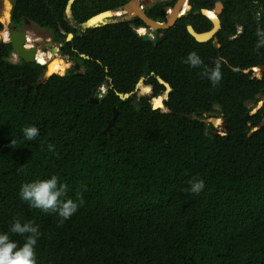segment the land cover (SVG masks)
I'll use <instances>...</instances> for the list:
<instances>
[{"label": "trees", "instance_id": "1", "mask_svg": "<svg viewBox=\"0 0 264 264\" xmlns=\"http://www.w3.org/2000/svg\"><path fill=\"white\" fill-rule=\"evenodd\" d=\"M66 1L13 0L12 24L27 17L50 29L83 70L54 73L26 91L47 64L0 57V233L14 219L38 225L36 264H264V102L247 115L264 94V72L255 70L264 66V46L256 48L264 14L255 15L264 0H219V44L197 41L185 18L153 43L127 22L68 40L74 29L59 26ZM216 1L192 0L198 13L188 23L199 32L212 27L200 7ZM12 51L5 43L2 52ZM192 52L201 67L186 62ZM217 58L222 79L213 86L203 68ZM160 79L172 88L166 110L150 97L134 106L141 80L154 85L153 101L162 106ZM101 85L103 94L95 91ZM114 108L116 123L104 132ZM213 112L227 118L224 133L205 121ZM33 125L40 134L27 141L22 130ZM52 175L67 184L69 198L84 201L62 226L57 213L20 197L24 183ZM196 179L205 182L199 195L189 191Z\"/></svg>", "mask_w": 264, "mask_h": 264}, {"label": "clouds", "instance_id": "2", "mask_svg": "<svg viewBox=\"0 0 264 264\" xmlns=\"http://www.w3.org/2000/svg\"><path fill=\"white\" fill-rule=\"evenodd\" d=\"M264 10L256 12V19H261ZM256 35L259 37L256 48L264 46V28L257 27ZM186 62L194 67H201L203 61L196 52L190 53ZM258 68V67H257ZM203 74L212 82L213 86L222 79L221 58H217L215 66L212 68L204 67ZM24 139L27 141L35 140L40 130L36 126H28L23 130ZM13 139L12 144H15ZM51 150V146L49 148ZM189 191L199 195L204 187L205 182L202 179H196L190 182ZM68 186L60 182L58 176L52 175L50 178L39 179L32 182L24 183L20 188V197L27 202L30 207L38 208L45 213L54 212L60 217L59 224L63 225L64 221L70 219L83 204V196H79V202L68 197ZM12 236L23 238V243L13 240ZM41 232L39 226L32 221L22 222L20 219H14L7 233H0V264H36L35 245Z\"/></svg>", "mask_w": 264, "mask_h": 264}, {"label": "flooded vegetation", "instance_id": "3", "mask_svg": "<svg viewBox=\"0 0 264 264\" xmlns=\"http://www.w3.org/2000/svg\"><path fill=\"white\" fill-rule=\"evenodd\" d=\"M145 1L146 0H75L72 3V5L70 7V11H69L67 9L68 8V2H69V0H67L66 1V5H65V8H64V11H63L64 18L66 20V24H63L62 22H59V26L62 28L63 31H65V29L67 28L66 26L72 27L74 29V31L68 33V35L70 33L72 34V37H71V39H72L73 37H75L77 35H82L83 33H85L87 31V29H85L83 27V25H82L83 22H85L90 17H92V16H94L96 14L110 11L111 14L105 16L103 18V20L100 21V23L109 22V24H115V23L127 22L133 28V30L137 34H139V35L142 36L143 42H145V43H153L158 37H160L162 35L161 34V30H159V29H152L150 26H148L138 16H130L129 13H128V11H127V6H129V4H130L132 7H137L139 9H141L144 13H146L149 17H151V18H153L155 20H158V21H167L168 16H169V13L171 12V7H173L175 5V3L177 2V0H147L148 2H150L149 5H146L145 4ZM186 3L189 4V8L185 9V7H184L185 5L181 8V10H180L181 16L177 19L176 23L181 18H185V20H183V21L181 20V21H182V23L185 22V25H186V27L188 29L189 25H192V24H189L188 23L189 19H192V17H190L191 13L193 12L194 14H197L198 13V10H193L194 7H193V4H192V0H188ZM224 8H225V5L221 1L217 0L214 3V5H212V7H210V8L200 7V12L202 14H204L205 16H207L208 18L211 19L212 17H210L207 14H205L203 12V10H211V11H214L215 14H216V18H219L221 20V14L223 13ZM216 9H219L220 11L217 12ZM231 14L233 16L234 15V12H232ZM10 15H11V12H10ZM86 15H89V16L86 18L85 21H79V19H78L79 17L86 16ZM139 20L143 21L144 24H140L138 22ZM30 23H34V22L31 21L27 17H23L20 25H17L15 23L12 24V22H11V16H10V19H9V27L10 28L21 29L23 25L30 24ZM38 27L43 32H49L50 37H51V41L48 40V42L53 43V46H57V45H55V43L58 44L57 47L59 49V52L61 54H63L61 52V50H60V48L62 46V43L56 42L53 39V37H52V31L50 29L46 28V27H42V26H38ZM212 28H213V25L209 29H206V30H203V31H200V32L209 31ZM221 28H222V20H221ZM221 28L215 33L214 37L212 39H210L209 41H213L215 44H219L218 32L221 30ZM21 30H23V29H21ZM162 30H164V29H162ZM145 34H148V36H149V38L147 40H145L143 38V35H145ZM5 39L6 38H5L4 34H1L0 35V57L2 58L4 56H6V59L9 60V61H11V62H14V63L20 62L22 58H20L17 55V53L14 51V49H13L12 52H10L9 54H6V55L2 52V48L4 47L5 43H7V42H5ZM67 39H68V36H67ZM68 40H70V39H68ZM27 41H28V36H27V40L25 42L26 47H27ZM30 47H27V48H30ZM47 47L50 49L49 46H47ZM13 55L17 58L16 61H14ZM44 56L45 57H48V55H47L46 52H44ZM65 57H67V56H65ZM36 60H37V55H36ZM66 61L68 63L69 61H72V60H70L68 58ZM75 63L76 62L74 61V64L73 65L68 66L69 67L68 69H72L75 66ZM80 68H83V66L81 64H80ZM76 70H78V69H76ZM74 72H76V71H74ZM23 82H25V81L23 80ZM143 83H144V80H141V82L138 84V86H137V88L135 90V93L137 94V97L140 98V99H141V97H150L149 100L151 99V97L154 98V96H153L154 85L151 84V85H153L152 91L149 94H145L142 91L143 90V87L145 86V84H143ZM162 83H164V82H162ZM164 84H165V89H166V87H169L166 83H164ZM27 85H32V84H26L25 87H24L25 90H28ZM101 87H102V85L100 87H98L97 90L100 91V88ZM170 88H171V85H170ZM171 90H172V88L169 91H171ZM140 91H142V94H139ZM100 93H101V91H100ZM101 94H103V93H101ZM131 96H134V94H131ZM159 96H163V95H159ZM163 97H165V96H163ZM167 97H169V96H167ZM166 100H164V102Z\"/></svg>", "mask_w": 264, "mask_h": 264}, {"label": "water", "instance_id": "4", "mask_svg": "<svg viewBox=\"0 0 264 264\" xmlns=\"http://www.w3.org/2000/svg\"><path fill=\"white\" fill-rule=\"evenodd\" d=\"M74 1L75 0H69L68 8H67L69 11H70V7ZM187 1L188 0H177L175 5L173 7H171V12L169 13L167 21L155 20V19L149 17L141 9H139L137 7H132L130 4H129V6H127V11H128L130 16L140 17L152 29H159V30L169 29L170 27H172L176 23L177 19L181 16L180 10ZM149 3L150 2H148L147 0L145 1L146 5H149ZM216 10H217V12L220 11L219 9H216ZM206 11H208V10H203V12L205 14H206ZM108 13L111 14L110 11H107V12L99 13V14H96V15L90 17L88 20H86L85 22L82 23L83 27L85 29H89V28H94V27H99V26L109 24V22H104V23L99 22V23H96L95 25L91 24L95 18L100 17L101 15L107 16ZM211 20L213 22V28L211 30L205 31V32H198L194 29V27L192 25H189L188 30L195 37V39L197 41H199V42L209 41L210 39H212L214 37L215 33L221 28V20L219 18L215 17V18H211ZM8 32H9V39H10V42L12 43L13 49L20 58H22L26 62L38 61V60H36V55L39 51L38 47H36V46H31L30 48L26 47L25 42L27 40V32L25 30L16 29V28H9ZM71 37H72V34L70 33L68 35V39H71ZM143 38L145 40H147L149 38L148 34L143 35ZM47 46H49L50 50H52L56 54H60L58 47L53 46V43L48 42ZM51 63H52V61L46 63L47 69L45 70L42 77L35 84L27 85L28 90L31 87H34L37 89L41 84L46 83L54 73H58L59 75L64 76L66 74L68 68H69L67 66L68 65L67 61L64 60L63 63L59 66V71H52L51 66H50ZM76 69H78V70H76ZM79 69H80V63L76 62L75 66L72 68V70L79 73V72H81V70H79ZM258 69L260 71V75H262L264 72V66L260 65V66H258ZM161 81L166 83L170 87V84L168 82H165L162 79H161ZM145 88H147V90H149L148 92L150 93L152 91L153 85L147 84L143 87V93L149 94L146 91H144ZM28 90H26V91H28ZM95 91H97V89H95ZM121 96H122V98H128L131 96V94H127V95L121 94ZM167 96H169V93ZM99 100H100V96H97V95H93L91 98V102H94V103H98ZM140 102H141V99L138 97L133 99V105L134 106H138ZM261 106H262V104L259 105L258 103H253L251 106H249V111H248L247 115H250L251 113L256 112V110L258 108H260ZM163 110H166V109L163 108ZM213 113L215 115L220 114L218 112H213ZM117 115H118V111H117V109L114 108V114L108 120L107 127L103 130L104 132L110 131L112 126L115 125ZM226 122H227V118H224L222 124L221 123L216 124L215 120H212L213 125L215 127H220L222 130H225V128H226V126H227ZM214 133L215 134H221V132L217 131V130H214Z\"/></svg>", "mask_w": 264, "mask_h": 264}, {"label": "rangeland", "instance_id": "5", "mask_svg": "<svg viewBox=\"0 0 264 264\" xmlns=\"http://www.w3.org/2000/svg\"><path fill=\"white\" fill-rule=\"evenodd\" d=\"M12 5H13V0H0V20L3 23V26H4V28L2 30H0V35L5 33L6 31L9 34V32H8V29L10 28L9 27V19H10V12H11V9H12ZM21 29L27 31V36H28L27 47H30V46H33V45L37 46L38 49H39L38 52L43 53V55H44V52L48 53L50 51V49L46 46L48 40L51 41V37H50L49 32L41 31L40 28L37 25H35L34 23L23 25ZM9 40L10 39H7V40L5 39V42H9ZM55 45L58 46V44H56V43H55ZM51 55L53 56L52 53H51ZM60 55L62 56V59H64V60L68 59L63 54L60 53ZM13 58H14V61H16L17 58L14 55H13ZM48 60H49V58H48ZM73 64H74V61H69L67 66H71ZM80 70H83V68H80ZM255 70H256V74L258 76H260L259 69L256 68ZM143 84H145V83H143ZM104 88L106 89V87H104ZM170 89H171L170 87H166L164 93L161 94V95L165 96L164 100H166L168 98L167 95L170 92L168 90H170ZM142 91H140L139 94H142ZM144 91L149 93L148 92L149 90H147V88H145ZM150 100H151L154 108H161L162 110H163V108H165L164 101H163V106L162 107H155V103L153 101V97H151ZM263 102H264V94L261 97V101L258 104L259 105L263 104ZM212 120H215L216 124H218V123L222 124V122L224 120V116L222 114L215 115L214 113H206L205 114V121L209 124V123L212 122ZM216 128L220 129V127H216ZM220 132L224 133V130L221 129Z\"/></svg>", "mask_w": 264, "mask_h": 264}, {"label": "bare ground", "instance_id": "6", "mask_svg": "<svg viewBox=\"0 0 264 264\" xmlns=\"http://www.w3.org/2000/svg\"><path fill=\"white\" fill-rule=\"evenodd\" d=\"M185 6V9L189 8V4L188 3H185L184 4ZM206 14L212 18H215L216 17V14L214 11H211V10H208L206 11ZM109 15V13L107 14ZM106 15H101L100 17H97L95 18L93 21H92V25H95L96 23H99L101 20H103V18L105 17ZM6 40L9 39V34L7 33V31L5 33H3ZM47 53V52H46ZM51 53L53 54V56L51 55ZM48 57H45L43 56V54H41L40 52L37 53V60L38 62L40 63H47V62H50L52 61L51 63V69L52 71H59V66L63 63L64 59H62V56L60 54H56L55 52H53L52 50H50L48 53H47ZM48 58H50L48 60ZM169 91V90H168ZM159 97H162V106H163V101L165 99V97L163 96H159ZM162 106H159V107H162ZM156 107V105H155ZM206 114V113H205Z\"/></svg>", "mask_w": 264, "mask_h": 264}, {"label": "built area", "instance_id": "7", "mask_svg": "<svg viewBox=\"0 0 264 264\" xmlns=\"http://www.w3.org/2000/svg\"><path fill=\"white\" fill-rule=\"evenodd\" d=\"M104 87H105V86L102 85V87L100 88L101 93H104V92H105V88H104Z\"/></svg>", "mask_w": 264, "mask_h": 264}]
</instances>
